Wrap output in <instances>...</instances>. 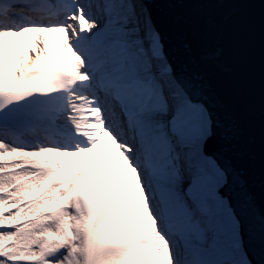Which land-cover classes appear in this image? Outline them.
<instances>
[{
  "label": "snow or ice",
  "instance_id": "snow-or-ice-1",
  "mask_svg": "<svg viewBox=\"0 0 264 264\" xmlns=\"http://www.w3.org/2000/svg\"><path fill=\"white\" fill-rule=\"evenodd\" d=\"M207 88L146 0H0V264H264Z\"/></svg>",
  "mask_w": 264,
  "mask_h": 264
},
{
  "label": "water",
  "instance_id": "water-1",
  "mask_svg": "<svg viewBox=\"0 0 264 264\" xmlns=\"http://www.w3.org/2000/svg\"><path fill=\"white\" fill-rule=\"evenodd\" d=\"M165 53L207 82L214 117L235 130L230 157L264 209V0H146ZM219 141H209L215 152ZM242 222L245 223L242 217ZM246 242H247V235Z\"/></svg>",
  "mask_w": 264,
  "mask_h": 264
}]
</instances>
